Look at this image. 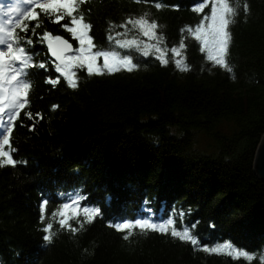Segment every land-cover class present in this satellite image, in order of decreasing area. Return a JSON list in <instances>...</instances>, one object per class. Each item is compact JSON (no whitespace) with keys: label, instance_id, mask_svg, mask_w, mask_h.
<instances>
[{"label":"trees","instance_id":"16d2710c","mask_svg":"<svg viewBox=\"0 0 264 264\" xmlns=\"http://www.w3.org/2000/svg\"><path fill=\"white\" fill-rule=\"evenodd\" d=\"M194 3L84 0L78 11L93 25L99 50L128 52L116 43L125 30L119 25L147 12L169 54L167 65L153 55L135 56L138 68L132 72L89 77L77 70V89L64 79L56 86L46 82L49 73L52 79L61 74L39 37L49 31L72 41L63 22L53 23L42 12L29 22L30 28L43 25L35 36L26 34L34 40L33 63L48 67L31 70L29 105L11 137L17 163L0 167V264H249L202 251L228 242L257 254L251 264H261L264 181L254 164L264 135V0H229L239 5L230 25L232 71L209 61L188 31L210 14V7L194 12ZM173 48L180 49L179 58ZM25 111L40 116L29 120ZM200 137L209 141L206 149ZM77 189L88 197L81 207L99 206L103 215L70 232L53 213L70 202L60 193L70 196ZM45 199L42 221L39 204ZM145 201L157 219L171 215L178 229L192 226L200 244L109 226L113 217L137 216ZM46 223L53 224L50 244L42 239Z\"/></svg>","mask_w":264,"mask_h":264},{"label":"snow or ice","instance_id":"6c2138e0","mask_svg":"<svg viewBox=\"0 0 264 264\" xmlns=\"http://www.w3.org/2000/svg\"><path fill=\"white\" fill-rule=\"evenodd\" d=\"M137 3L144 0H136ZM84 0H21L14 7L9 9L7 15L9 17L7 23L0 18V167L15 166L17 161L13 158V150L11 148V137L14 127L22 115V110H26L29 105V93L33 86L31 80V70L45 69L48 67L46 63H33L35 57L34 40L26 39V34L31 32L32 36L36 35L37 29L43 27L41 23H36L35 27L30 28L29 22L38 21L40 13L45 17H54L53 23L58 25L62 23V28L70 34V39L61 35H53L52 32L45 31L39 37L40 43L47 45V50L51 57L55 58V71L60 73V77L51 78L46 81L49 85L56 86L61 83V79L66 80L67 86L71 89L78 88L77 70H85L89 77L94 75H103L119 72L122 68L128 72H132L138 68V64L134 62L133 55L130 52L121 53L118 50H99L94 43L91 34L93 25L87 22L85 14L79 12V6ZM22 5H28L24 8ZM157 9H161V3H155ZM178 8V5L176 6ZM210 7V14H204L202 19L194 28L188 31L197 41L201 43L202 50L207 52L209 61L216 65L222 66L229 71L230 67V47L233 42L230 25L235 23L233 19L237 15V8L229 3V0H195L192 10L196 13H204L205 8ZM37 10H40L39 12ZM245 11L248 6L245 5ZM15 13V18L12 14ZM67 18V19H66ZM131 26V27H129ZM119 27L125 29V32L118 33V36H127L132 30H136L147 37L149 41L154 43L146 44L141 39L133 36L131 39L117 40L119 48L128 49H145L150 47L159 53L162 50L163 38L158 34V23L154 19H150V14L144 12L137 17L129 16ZM162 27V26H159ZM109 39L113 37L109 36ZM74 45H76L74 47ZM184 45L181 44V47ZM176 51L175 48L172 49ZM144 56H148V51H143ZM159 61L167 65L168 60L165 56L158 57ZM102 60V63L100 61ZM179 65V60L176 61ZM58 107V106H54ZM24 116L34 121L35 116L31 111H25ZM6 117V119H5ZM42 119V117H41ZM35 124H33V128ZM7 149V150H6ZM82 190H74L68 194L60 193L67 196L70 202L63 203L61 210L53 215H59V225L61 228H67L70 232H77L84 229L85 223L90 225L97 217H102L103 212L99 206H83L81 201L87 200L88 197L81 194ZM48 200L45 199L39 204L40 219H45L44 212ZM146 209H142L137 216L126 217L117 216L112 218L110 227L118 232H129L133 229H139L141 233L158 232L160 234H170L174 239L190 243L192 246H198L200 241L191 231L192 226H184L182 230L176 227V219L169 215L167 218L157 219V214L151 208L149 201L144 202ZM188 214H191L189 209ZM83 216V222L80 217ZM182 219L185 215L183 211L178 213ZM72 221H76L78 228L72 227ZM214 228L215 226L212 225ZM53 229L52 223H46L42 229L45 235L42 239L46 243H51L53 235L50 230ZM128 235H124L123 239L128 240ZM227 249V251H225ZM202 251L210 254H226L234 259L243 258L245 261L251 262L257 258V254L249 253L246 250H239L228 242L224 244H216V246H204ZM261 264H264V254L258 256Z\"/></svg>","mask_w":264,"mask_h":264},{"label":"rangeland","instance_id":"374dc122","mask_svg":"<svg viewBox=\"0 0 264 264\" xmlns=\"http://www.w3.org/2000/svg\"><path fill=\"white\" fill-rule=\"evenodd\" d=\"M16 4H17V2H13V0H0V18H3V22L4 23H7L8 19H9V17L7 15L9 9H11L12 7H14ZM15 15L16 14L13 13L12 14V17L15 18ZM129 27H131V26H129ZM123 32H125V30H123ZM133 36H136L137 38L141 39L146 44L154 43L153 41H149V39L147 37H143L142 34L138 33L136 30H132L131 32H129L127 34V36H123L119 40L131 39ZM119 37H121V36H119ZM125 51L130 52V54L133 55V57H135V56H144L143 55V51H148L149 52V55L156 56L157 58L159 56H161V55L165 56V58H166L167 55L169 54V52L165 48H163V47H162L161 52H159V53L155 52L150 47L145 48V49H128V50H125ZM171 54L173 56H176V58H179L180 55H181V51H180V49H176V51L174 53L171 52ZM144 57H146V56H144ZM208 144H209V141L207 139H205L204 137H200V141H199V146L200 147H202L203 149H206L207 146H208Z\"/></svg>","mask_w":264,"mask_h":264},{"label":"water","instance_id":"95a60500","mask_svg":"<svg viewBox=\"0 0 264 264\" xmlns=\"http://www.w3.org/2000/svg\"><path fill=\"white\" fill-rule=\"evenodd\" d=\"M54 59V57H52ZM255 172L264 181V135L258 147L255 157Z\"/></svg>","mask_w":264,"mask_h":264},{"label":"bare ground","instance_id":"6f19581e","mask_svg":"<svg viewBox=\"0 0 264 264\" xmlns=\"http://www.w3.org/2000/svg\"><path fill=\"white\" fill-rule=\"evenodd\" d=\"M58 35H61V34H58ZM61 36H63V35H61ZM63 37H65V36H63ZM66 38V37H65ZM66 39H68V38H66ZM69 42L71 43L72 41H70L69 40ZM74 47H75V45H74ZM50 54V53H49ZM51 56V55H50ZM53 59V58H52ZM54 61H55V58L53 59Z\"/></svg>","mask_w":264,"mask_h":264}]
</instances>
